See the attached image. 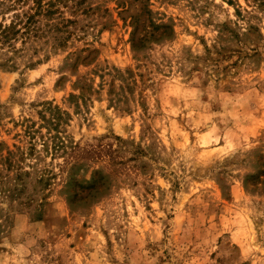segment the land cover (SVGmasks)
<instances>
[{"label": "rangeland", "instance_id": "rangeland-1", "mask_svg": "<svg viewBox=\"0 0 264 264\" xmlns=\"http://www.w3.org/2000/svg\"><path fill=\"white\" fill-rule=\"evenodd\" d=\"M55 3L0 37V264H264V0Z\"/></svg>", "mask_w": 264, "mask_h": 264}, {"label": "trees", "instance_id": "trees-1", "mask_svg": "<svg viewBox=\"0 0 264 264\" xmlns=\"http://www.w3.org/2000/svg\"><path fill=\"white\" fill-rule=\"evenodd\" d=\"M55 2L56 0H0V14L2 16L12 14L9 23H0L1 39L7 41L17 33L40 35L44 31L39 26L41 18L47 19V23L44 24L47 27V33L54 30L52 20L53 16L58 13ZM32 65L33 63H30V66Z\"/></svg>", "mask_w": 264, "mask_h": 264}]
</instances>
